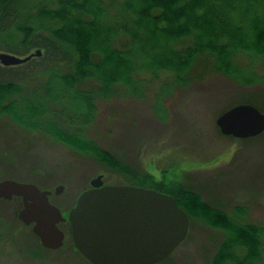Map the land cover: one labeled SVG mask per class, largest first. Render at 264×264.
I'll list each match as a JSON object with an SVG mask.
<instances>
[{
    "label": "trees",
    "instance_id": "trees-1",
    "mask_svg": "<svg viewBox=\"0 0 264 264\" xmlns=\"http://www.w3.org/2000/svg\"><path fill=\"white\" fill-rule=\"evenodd\" d=\"M54 2L53 6L51 0H0V35L10 34L0 36V42L8 50L37 46L49 57L67 59L63 65L46 66L29 87L0 80V116L91 156L125 175L129 184L171 194L190 224L200 220L225 233L214 264H264V224L239 221L242 208L228 213L181 182L166 175L158 180L135 169L89 134L98 98L115 94L118 87L137 94L145 73L156 78L160 71H170L177 84L185 86L203 59L242 86L264 84V74L235 59L240 53L264 57V14L255 7L258 0H123L122 12L115 15L103 0ZM149 47L156 52H149ZM35 59L42 56L25 63ZM89 82L90 87H83ZM257 96L245 94L244 103L259 104L264 112ZM263 137L264 132L249 138ZM13 199L22 204L19 196Z\"/></svg>",
    "mask_w": 264,
    "mask_h": 264
},
{
    "label": "rangeland",
    "instance_id": "rangeland-1",
    "mask_svg": "<svg viewBox=\"0 0 264 264\" xmlns=\"http://www.w3.org/2000/svg\"><path fill=\"white\" fill-rule=\"evenodd\" d=\"M51 1L54 6L56 0ZM103 1L110 14L122 12L123 0ZM255 7L264 14V0H258ZM3 35L10 34L0 36ZM116 45L121 46L119 42ZM37 49L41 50V60L14 66L0 64V80L29 87L38 81V73L46 66L67 62L66 58L49 57L41 47L10 51L0 42V52L19 57ZM148 51L156 52L150 47ZM235 59L240 66L264 74V57L253 59L240 53ZM189 76L192 80L184 86L177 84L170 71H160L156 78L145 73L137 94L118 87L115 94L98 98V114L89 134L135 169L152 173L158 180L166 175L168 180L181 182L208 204L228 213L242 208L239 221L263 225L264 137L225 136L216 118L236 103L247 102L245 94L261 96L264 105V84L242 86L215 70L210 60L203 59ZM90 86L89 82L83 87ZM98 175H103L105 184H129L125 175L97 163L91 156L78 154L48 135L26 130L8 116H0V180L29 181L53 191L62 184L63 189L59 194L53 192L50 199L67 211ZM2 200L0 264H91L68 238L61 248L43 247L31 226L17 217L19 201ZM191 224L187 238L157 264H214L225 233L200 220Z\"/></svg>",
    "mask_w": 264,
    "mask_h": 264
},
{
    "label": "water",
    "instance_id": "water-1",
    "mask_svg": "<svg viewBox=\"0 0 264 264\" xmlns=\"http://www.w3.org/2000/svg\"><path fill=\"white\" fill-rule=\"evenodd\" d=\"M41 50L24 57L0 52V64L25 63ZM216 125L225 136L236 139L256 137L264 132V112L250 103H236L217 115ZM63 189L59 184L55 193ZM50 189L33 182L0 180V198L19 196L18 218L47 249L62 247L65 220L61 209L49 199ZM67 213L74 247L91 264H156L186 239L189 215L169 193L130 185L105 184L103 175L91 179Z\"/></svg>",
    "mask_w": 264,
    "mask_h": 264
},
{
    "label": "flooded vegetation",
    "instance_id": "flooded-vegetation-1",
    "mask_svg": "<svg viewBox=\"0 0 264 264\" xmlns=\"http://www.w3.org/2000/svg\"><path fill=\"white\" fill-rule=\"evenodd\" d=\"M53 192L55 193V190H54V191L51 190L50 195H51ZM50 195H49V199H50ZM74 203H75V201H74ZM74 203H73V204H74ZM73 204L70 205V208H69L67 211L61 209V207L59 208V209H61L62 214H63L65 220H62V221L59 223V225H58L59 228L62 229V230L64 231V234H65V235H64V240H63L64 243H65L66 239L68 238V240H70V242H71V245H73V240H71L70 224H69V221L66 219V216H67V212L71 209V207H72ZM63 245H64V244H63Z\"/></svg>",
    "mask_w": 264,
    "mask_h": 264
},
{
    "label": "bare ground",
    "instance_id": "bare-ground-1",
    "mask_svg": "<svg viewBox=\"0 0 264 264\" xmlns=\"http://www.w3.org/2000/svg\"><path fill=\"white\" fill-rule=\"evenodd\" d=\"M31 225V224H30Z\"/></svg>",
    "mask_w": 264,
    "mask_h": 264
}]
</instances>
